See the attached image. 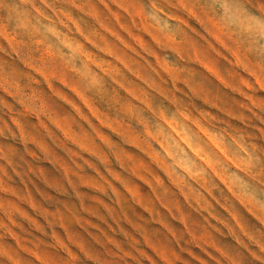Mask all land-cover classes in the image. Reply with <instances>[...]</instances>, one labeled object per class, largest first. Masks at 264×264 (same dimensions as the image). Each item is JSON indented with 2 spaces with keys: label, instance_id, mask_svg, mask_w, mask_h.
Listing matches in <instances>:
<instances>
[{
  "label": "rangeland",
  "instance_id": "1",
  "mask_svg": "<svg viewBox=\"0 0 264 264\" xmlns=\"http://www.w3.org/2000/svg\"><path fill=\"white\" fill-rule=\"evenodd\" d=\"M0 264H264V0H0Z\"/></svg>",
  "mask_w": 264,
  "mask_h": 264
}]
</instances>
